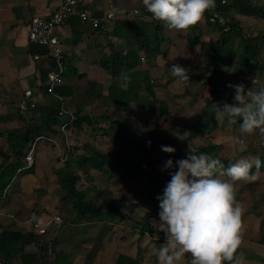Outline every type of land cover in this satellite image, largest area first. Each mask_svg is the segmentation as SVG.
Wrapping results in <instances>:
<instances>
[{
	"label": "crops",
	"instance_id": "crops-1",
	"mask_svg": "<svg viewBox=\"0 0 264 264\" xmlns=\"http://www.w3.org/2000/svg\"><path fill=\"white\" fill-rule=\"evenodd\" d=\"M83 1L92 9V19H98L100 26L95 28L92 20L81 21L74 17L58 30L67 69L56 96H52L42 87L49 67L33 58L35 49L29 43V23L34 14L48 18L61 0H0V140L3 141L0 148L10 152L7 132L18 128L22 114L27 116L37 110L39 117L52 105L57 104L58 109L62 99L69 111L90 120L80 127L75 126L72 133L78 153L69 164L70 171L79 178L77 187L97 205L113 202L121 208L125 218L105 211L99 218L85 220L72 212L58 181V171L65 164L59 159L60 151L65 150L62 136H59L56 142L61 146L60 151L47 138L40 140L31 167L26 168L27 163H23L7 187L8 196L4 202L0 201V233L4 228L25 231L26 220L35 217L45 223L58 215L65 222L55 246L57 254L63 258L62 264H117L121 254L137 259L139 264H158L151 248L165 243L166 235L155 225L160 222L157 197L163 195L171 179L170 173L178 170V166L165 169V163L188 156L186 148L179 143L178 136H181L171 130L172 120H167L172 115V108L183 105L182 101L177 105L174 99L184 94L183 88L178 89L181 94L176 93L178 90L175 92L182 84L174 82L171 67L174 64L190 67L192 52L205 48L210 42L215 46L220 37L219 30L205 16L194 30L192 27L170 30L161 22L163 53L144 59L145 52L141 51L138 59L131 60L141 59L139 64L134 69L123 70L121 67L125 66L130 43L125 35L115 34V28L121 27L122 34H131L133 31L123 27L125 23L145 21L150 29V12L143 0ZM225 1L227 6L233 3V0ZM250 1L264 7V0ZM218 5L215 0L213 9ZM109 15H112L111 19H108ZM230 16L241 21L246 30L255 28L251 21L264 22V18L247 17L234 7ZM112 51L121 55L119 62L122 64L114 75L103 65L104 61H110ZM130 82L134 85L133 95L129 94ZM148 82L153 85L156 98L166 100L169 105L170 115L163 118L159 129L155 127L154 114L147 116L138 107L140 99L149 95L145 90ZM139 83L142 88L137 89ZM27 91H32L37 98V108L23 112L20 103ZM212 127L208 133L199 136L205 137L199 146H220L219 155L227 158L230 164L239 159H259L256 148L244 152L240 142L228 139L233 135L232 130H223L219 123ZM161 146H171L176 151L165 153ZM94 151L114 162L97 169L91 159ZM83 155L90 157L86 170L83 164L78 165L83 162L80 159ZM135 161L139 164L136 169ZM236 189V199L244 209L243 244L237 255L243 253L245 264H264V166L260 167L255 181L236 182ZM148 225L150 228H145ZM39 251L38 244L33 243L26 246L24 252L39 255ZM189 257L190 254L186 255L182 264H187ZM12 264H22V259L15 258Z\"/></svg>",
	"mask_w": 264,
	"mask_h": 264
},
{
	"label": "clouds",
	"instance_id": "clouds-1",
	"mask_svg": "<svg viewBox=\"0 0 264 264\" xmlns=\"http://www.w3.org/2000/svg\"><path fill=\"white\" fill-rule=\"evenodd\" d=\"M143 4L168 29L188 30L214 8L215 0H143ZM171 75L176 84L191 77L188 68L175 64ZM252 83L254 87L247 90L242 84H229L235 91L234 103L215 105V117L218 121L227 118L229 124L239 118L241 133L259 130L264 137V86H258L257 77ZM161 150L169 154L176 151L171 146H161ZM189 150L186 159L165 163V169L178 166V170L170 173L163 195L157 197L160 222L155 225L165 233L166 242L153 245L151 252L158 264H182L189 254L191 264H245L243 253L237 255L243 244L244 209L236 199V182L255 181L261 161L251 157L225 167L219 158L195 154L190 145Z\"/></svg>",
	"mask_w": 264,
	"mask_h": 264
},
{
	"label": "trees",
	"instance_id": "trees-1",
	"mask_svg": "<svg viewBox=\"0 0 264 264\" xmlns=\"http://www.w3.org/2000/svg\"><path fill=\"white\" fill-rule=\"evenodd\" d=\"M223 1L225 0H218L219 5L215 9L212 8L206 12L204 16L211 24V12L213 10L222 11L227 17L228 23L231 27V32L225 33L222 28L215 25L219 30L220 37L211 50L213 51V61L210 75L196 76L197 80H201L203 84L211 87V91L214 95L218 93L217 76L220 72H222L224 67L230 66L232 64L234 53H237L236 58H238L240 62L242 67L240 71L242 73H244L246 67L250 65H252L259 72L264 73V63L257 59L258 55L261 53L262 47L264 46L263 32L261 31L256 36L248 38L245 35V32L249 30H246L241 25V21L230 16V10L234 7L240 9L241 13L247 17L264 18V7L258 6L250 0H233L231 6L225 5L226 1L225 3H223ZM149 15L152 17V27L150 29L148 28V23L145 21L125 23L123 27L126 28V31H133L131 34L128 32L122 34V32H120L121 27L115 28V34L121 37L125 35L130 43L128 46L127 56L125 57V66L121 67L123 70L134 69L139 64L141 59L137 62H132L131 60L134 58L138 59L139 53L141 51L145 52L143 55L144 59L146 57L150 58L151 56H156L157 54L163 53L161 50V44L164 41V36L161 21L155 20L151 13H149ZM196 27L197 24L193 26L192 29L194 30ZM233 39H238V47L235 49H233L231 44ZM226 49H228V51H224ZM39 52H42L40 51V48H36L34 50V53ZM120 56V54L114 53L112 51L110 55V61L106 60L103 62L105 67L111 69L113 75L117 74V72H119V66H122V64L119 62ZM109 63L111 64V67L108 66ZM53 69V66L49 67V69L45 72L46 75ZM133 77L134 75L131 76V81H133ZM140 86L141 83L137 84V89L140 88ZM133 88L134 85H132L130 82L129 94L133 95L135 93ZM153 88V85H150V82H148L145 90L148 91L149 95L140 99L141 104L138 102V107L139 109L141 107L140 110L145 112L143 114L147 116L149 114H154L156 123L155 127L156 129H159V125L163 118L170 115L169 105L166 100H158L156 98ZM214 102L215 101L212 98L206 99V106L200 111L197 120L192 125L184 127H178L177 125H174L171 127V130L183 136L187 132L189 134L187 139L191 142L200 135H205L213 126L212 123L214 122V117L212 118L208 115L207 109ZM233 103L234 102H230L229 104ZM76 118L75 126L80 127L84 122H90V120L87 118L79 115H76ZM20 119L22 122H24V125L22 127L11 129L7 132V137L11 148L10 152L7 153L2 148H0V158L2 159L0 164V197L3 195L9 184L14 180L13 178L20 167L23 165V163H25L30 145L35 141V139L41 136L53 137L58 135L56 126L59 124L60 118L58 115L57 104L43 110L39 117L37 116V118L33 117L32 119L26 120L25 116L22 114ZM223 119L229 124L227 118ZM240 122H242V120L240 121L239 118H237V122L230 125L233 129L239 130ZM219 149L220 146L218 145L206 144L198 146L195 154L206 153L213 156L214 158H219L225 167H227L230 164V161L227 158L219 155ZM80 159L83 160V162L78 163V165L83 164L86 170V166L89 163L90 157L83 155L80 157ZM91 159L93 160V165L97 169H103L105 165L114 162L106 155L98 151H94ZM259 160L261 161V164H264V137L262 146L260 147ZM63 165L64 166L62 169H59L58 171V181L60 183L61 191L65 193L64 200L66 202H70L72 212L76 214L79 219H96L99 218L105 211H109L116 216L119 215L120 217L125 218V216L121 213V208H117L113 202L97 205L95 202L89 200L86 192L77 187L79 178L74 176L72 171H70V164L65 163ZM31 169L33 170V168ZM50 237L51 232H47L46 234L42 235L35 231H15L9 228H4L2 233H0V264H12L13 259L18 257L22 259V264H47L46 260L48 253V243L51 240ZM33 243L38 244L40 248L39 255H30L24 252L26 246ZM56 244L57 239L54 242L53 248L54 264H62L61 262L63 261V258L61 255L57 254L55 248ZM117 264H139V261L127 255L121 254L118 258Z\"/></svg>",
	"mask_w": 264,
	"mask_h": 264
},
{
	"label": "built area",
	"instance_id": "built-area-1",
	"mask_svg": "<svg viewBox=\"0 0 264 264\" xmlns=\"http://www.w3.org/2000/svg\"><path fill=\"white\" fill-rule=\"evenodd\" d=\"M225 3V1H223ZM92 9L83 0H61L60 5L53 11L48 18H42L37 14H34L29 23V43L32 48H40L39 53H35L33 58L36 62H43L46 66H53V70L49 71L45 82L42 84L46 94L56 96V88L61 85L63 76L66 73V59L64 47L59 39L58 30L67 24L70 19L78 18L81 21L92 20L95 28L100 26L98 19H92ZM112 15H109L108 19H111ZM210 22L216 24L223 29L225 33L231 32V27L228 23L227 17L222 11L213 10L210 16ZM37 107V98L32 91L25 93V99L20 103V109L22 111L33 110ZM60 118L59 124L56 126L58 131L57 136L53 137H37L35 141L30 145V149L27 154L26 163L27 167H30L34 160V151L36 144L47 138L58 149L61 146L56 142V138L62 136L63 145L65 150L59 153V159L62 163H67L69 159L78 153V147L73 144L72 133L75 128L76 115L69 111L65 102L60 99V108L58 111ZM8 195V190L5 191L3 198ZM64 219L61 216H53L49 221L42 223L37 219L31 218L24 222L25 231H35L38 234H46L51 232L50 241L48 243L47 264H54V242L56 241L63 225ZM191 257L187 259V264H191ZM226 264V263H225Z\"/></svg>",
	"mask_w": 264,
	"mask_h": 264
},
{
	"label": "rangeland",
	"instance_id": "rangeland-1",
	"mask_svg": "<svg viewBox=\"0 0 264 264\" xmlns=\"http://www.w3.org/2000/svg\"><path fill=\"white\" fill-rule=\"evenodd\" d=\"M250 24L255 26V28H251L252 30L245 32L246 33L245 35L248 38L256 36L259 31H262L264 34V22L251 21ZM166 35H168V33ZM175 38H179V36ZM197 43L199 44V42ZM237 43H238V39L237 40L233 39L231 41L233 49L238 47ZM199 45L201 46V43ZM213 47H214V42L212 44L210 42L206 45L205 48L203 47V49H195L192 52V59H191L190 67L188 65L184 66L189 69V72L191 73V79L183 83L182 87L177 86V88L175 89V92H176L178 89L183 88L184 94L180 95L182 97H177L174 99L176 100L177 105H180L182 102H183V105H181V107L172 108V111H173L171 113L172 115H170L167 118V120L169 121L172 120L173 124H171V127L174 125H177L178 127H184L185 125L190 126L197 120L198 114L203 109V106H205L206 104V99L212 98L215 102L208 107L207 112L210 117L212 118L214 117V122L212 123L213 126L214 124L219 123L220 127H224L223 130L227 129L230 132L232 130L233 135L228 138L229 140L237 141V138H239V141L241 143V149H243L244 152H246L248 148L249 150H253V148H256L255 150L257 154H259L260 147L262 146V143H263V137L261 133L259 132V130H256L255 132L251 134H243L239 130H236V129H234L233 131V128L231 127V125L226 123L223 118H221L219 121L216 119L215 105L223 107L225 103L229 104L230 102H234L235 91L234 89L228 87L229 84H233V85L242 84L245 86L246 90L252 89L254 87L252 83V78L257 77L258 86H264V73L259 72L252 65L246 67L245 72L242 73L240 71L242 67L240 65L238 58H236L237 53H234V56L232 58V64L230 66L224 67L222 72H220L217 76L218 93L214 95L211 91L212 90L211 87L203 84L201 80H195L196 76L210 75V72L212 69V60H213V56H212L213 51L211 50L213 49ZM224 51H228V49ZM257 59L261 61L262 63H264V46L262 47L261 53L260 55H258ZM171 92H174V91L172 90ZM176 93L181 94L182 92L178 90ZM162 96H166V95L162 94ZM37 113H38L37 110L31 111V114H27V116L25 115V119L29 120V119H32L33 117L37 118ZM22 126H23V122L21 121L18 124V127H22ZM179 135L181 136V137L178 136L179 143L182 144V147L186 148L185 150L188 151V155L190 151L189 145L193 153H196L197 147L201 144V141H204V138H205V137H199L198 139L191 142L187 139L189 135L187 132L184 136L181 134ZM165 137L163 136V138ZM219 137H223V136L220 135ZM0 142H1L0 144L2 145L3 141L0 140ZM153 147L156 148V146H153ZM5 148L7 147L5 146ZM73 157L74 156H72L69 159L68 163L72 162ZM1 161L2 159L0 158V162ZM134 163L135 164L133 165L136 169V167H138L139 164L137 163V161H135ZM261 166H264V164H261ZM4 199L0 197V200L2 202H4ZM65 210L67 213L68 210L67 209ZM67 214H69V212ZM145 228L149 229L150 226L148 225V227H145Z\"/></svg>",
	"mask_w": 264,
	"mask_h": 264
}]
</instances>
